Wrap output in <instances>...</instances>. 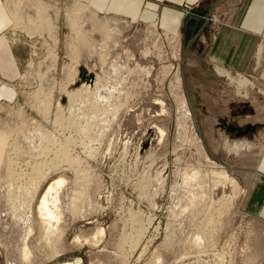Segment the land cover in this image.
Returning a JSON list of instances; mask_svg holds the SVG:
<instances>
[{
    "label": "rangeland",
    "instance_id": "obj_1",
    "mask_svg": "<svg viewBox=\"0 0 264 264\" xmlns=\"http://www.w3.org/2000/svg\"><path fill=\"white\" fill-rule=\"evenodd\" d=\"M21 1H10L14 6L17 3L16 9L20 16L24 12L32 13V8H36L35 4H38L36 0H26L28 4L25 0ZM39 1L45 3L47 8L50 5L49 9L55 11L54 17L57 15V26L54 28L56 43L52 46L47 45L42 34L34 32L35 34L29 35L27 31L14 27L7 10L9 0H0V30L7 37L12 56V65L1 68L0 72V135L4 139L7 137L8 143L14 140L0 154V162L2 158L6 160V164L8 161L12 162L11 165L0 163V179L5 183L3 176L13 168L21 173L18 182L14 181L13 184L12 181V187L9 185L7 190L4 187L0 190V201L8 199L7 202L2 201V204L0 202V264H7L10 260L13 264H27L17 258L15 248L23 239L22 235L27 228L25 226L32 223L34 231L31 236H27L26 242L32 251L31 257L38 258L41 262L37 260V264H61L76 259L81 264H264V214L259 213L264 207V183L258 189L250 188L257 173L261 172L257 169L252 182L247 183L253 170L251 168L255 163L258 164L264 150V123H259L264 122V94L259 89H264V86L258 84L256 77L251 74L230 70L232 74L255 83L254 87H250L248 82L246 89L238 92L226 76L215 72L216 66L229 70L225 62L220 63L214 59L209 62L208 67L203 63L194 64L196 55L185 40L186 29L179 31L180 36H176L177 32L161 28L157 22L156 29L149 26L155 22H130V28H120L122 31L119 35L114 36L113 30L107 27L98 36L99 32L96 34L94 30L97 29L96 22V27L92 28L93 23H89V19L88 22L80 19L78 28L81 30L77 28L75 31L65 23V15L71 14L73 7L84 6L86 10L92 9L99 17L113 15L110 17L117 18L121 26L122 20L126 19L117 14L98 12L89 3L79 0ZM28 8L32 12H27ZM185 8H190L187 12L193 9L188 6ZM42 12L49 16L50 12L47 13L46 9ZM83 28L89 32L86 33ZM149 31L154 32V35L148 34ZM144 32H147L145 37L142 36ZM106 34L108 37L105 39L103 35ZM89 35L95 39H91ZM173 35L179 37L175 38L180 41L179 48L170 39ZM109 38L111 42H108ZM113 38L117 42L114 43ZM101 39L105 41H99L101 44H98L97 40ZM90 41L98 43L90 44ZM260 43L263 49L264 39ZM115 55L124 60L122 65L118 63L122 68L119 73L113 71L114 66L118 67L114 65ZM1 56L0 60H4ZM100 56L102 58L98 60ZM76 60L87 63L86 66L98 73L102 85L96 92L93 90L92 94L82 92L70 108H66L63 96L60 98L63 100L62 105L58 107L56 100L61 95L63 83L68 81L69 71H73ZM251 61L254 63V57ZM176 67L181 73L182 89L189 103L194 130L207 157L235 179L238 187L244 191L243 194L240 192L236 195L237 189H233L235 187L229 182L219 183L216 177L205 171L198 177L200 186L197 184V190L194 187L196 192L185 183L181 184L183 171L205 169L188 130L177 132L176 129V106L171 84L174 83L172 78ZM198 70L206 71V74ZM84 74L87 75L85 71ZM130 75L131 78L127 79ZM131 79L135 83L131 84ZM215 89L217 91H213ZM159 128L163 129V135L154 140L153 145L149 146L146 140L148 138L142 141L145 135H153ZM235 128H242V131ZM223 135L225 138H222ZM38 136L49 138L43 140ZM27 140H32L33 143H28ZM238 141L248 143L250 148L228 151L230 145ZM145 142L147 146L142 148V143ZM61 144L67 147V150L64 148L68 156L76 157V160L73 158L75 161L72 162L61 161L57 169V166L54 168L55 159L51 157L59 151ZM47 148L48 152L45 151ZM8 151L10 155H7ZM35 171L47 173H38V176L43 174L46 178H42L43 175L37 177ZM59 176L66 180L59 190L62 219L58 224L61 233L57 239L53 236V241L47 242L41 229L38 230L39 219L33 212L34 202L30 203L32 206L26 204L24 208L22 200H25V193L16 188L27 184L25 181L32 178V181H27L30 186L28 189L35 186L38 196L48 182ZM0 183L5 185L1 181ZM15 183L17 186L14 188ZM13 189L16 190L11 193ZM4 196L12 197L9 199ZM72 198L78 204L76 208L66 204ZM14 199L17 202H13ZM17 203L22 207L15 209L13 206ZM9 204L16 210V214L9 211ZM28 213L31 214V221H24L30 215Z\"/></svg>",
    "mask_w": 264,
    "mask_h": 264
},
{
    "label": "bare ground",
    "instance_id": "obj_2",
    "mask_svg": "<svg viewBox=\"0 0 264 264\" xmlns=\"http://www.w3.org/2000/svg\"><path fill=\"white\" fill-rule=\"evenodd\" d=\"M12 2V0H9V2ZM14 1V0H13ZM21 1V0H20ZM27 1H29V0H27ZM27 1L25 0L24 2L26 3V4H28L27 3ZM32 1V0H31ZM35 1V0H34ZM33 1V2H34ZM233 1H235V0H233ZM232 1V2H233ZM8 3L9 5L7 6V10H8V12H9V15H11L10 17L13 19V22H14V27H17V28H20V29H23V31L25 30V31H27V33H29V35L30 34H32V33H34V32H38V33H40V34H42L43 35V37L45 38V40H46V42L48 43L47 45L49 46L50 44V46H52V44L54 43H56V35H55V29L54 28H56V26H57V18H56V16L54 17V10L53 11H51L50 9H49V7H50V5H49V7L47 8V6L45 5V3H43L42 1H39V0H36L35 2L36 3H38V4H35V6H36V8L35 7H33L32 9H33V12L30 10L31 8V3H33V2H29L30 4V9L28 10V9H26V10H28L27 12H32V13H28V14H30V15H28V14H26L25 12H24V15L22 16H20L19 14H18V9H16L17 7H16V5H17V3H16V5L14 6V3ZM22 2V1H21ZM34 2V3H35ZM20 3V2H19ZM18 3V5H20ZM23 3V2H22ZM74 3V2H73ZM77 3V2H76ZM78 4V3H77ZM80 5H82L81 4V2L79 3ZM6 5V4H5ZM74 5V4H73ZM73 5H72V7H73ZM22 6V5H21ZM20 6V8H22ZM27 6V5H26ZM74 6H76V5H74ZM6 7V6H5ZM19 7V6H18ZM25 7V6H24ZM72 7H71V9H72ZM27 8V7H26ZM51 8H53V7H51ZM69 8V7H68ZM74 8V11H73V9L72 10H70V12H71V14L69 13L68 15L66 14L65 15V19H64V21H65V23H67L68 25H70V27H72L75 31L77 30V28H78V21L80 20V19H82V21H84V20H86V21H84V22H88L87 20L89 19V21H91V22H89V23H93V25H94V22H96V26H97V29H94L95 31H96V34H98V32H99V34H98V36L99 35H101L100 33H102V32H104L103 31V29L104 28H106L107 29V27L110 29H112L113 30V32H112V30H111V32L113 33V35L115 36V35H119V34H121L120 32L122 31V29L120 30V28H123V29H125V28H130V26H131V24L129 25V23L130 22H128L127 20H122V24H123V26H121V24L118 22V19L117 18H115V17H110V16H113V15H110L109 17H104V16H102V17H99L98 16V14L97 13H95L94 11H89V10H86L87 8H85L84 6H76V7H73ZM47 10V13L48 12H50V13H48V15L49 16H47V15H43V14H45V13H43L42 11H44V10ZM23 10H25V9H23ZM56 10V9H55ZM21 11V10H20ZM57 11V10H56ZM69 12V11H68ZM94 14H93V13ZM22 13H23V11H22ZM40 13V14H39ZM43 13V14H42ZM57 14V13H56ZM91 14V15H90ZM95 15V17L93 16V15ZM109 15V14H108ZM31 16V17H30ZM45 16H47V17H45ZM51 16H53L52 18H51ZM114 16H116V15H114ZM120 18V17H119ZM84 19V20H83ZM37 21V22H36ZM121 21V20H120ZM158 24V23H157ZM13 25V24H12ZM82 25V24H81ZM80 25V27H82ZM90 25V24H89ZM91 26L92 28H94V27H96L95 25L94 26ZM149 26L151 27V28H153V29H156V22L155 23H152V24H149ZM84 27V26H83ZM91 28V29H92ZM146 28H149V27H146ZM79 29V28H78ZM105 29V30H106ZM79 30H81V29H79ZM78 30V31H79ZM82 30H85L84 28L82 29ZM93 30V29H92ZM22 31V30H21ZM20 31V32H21ZM74 31V32H75ZM86 31V30H85ZM95 31H94V33H95ZM109 31V30H108ZM80 32H82V31H80ZM87 32H89V31H86V33ZM139 32V31H138ZM154 32H155V30H154ZM154 32L153 33H150V31L148 32V34H152V36L154 35ZM26 33V34H27ZM85 33V32H84ZM107 33V32H106ZM108 33H110V31L108 32ZM145 33H147V32H144V34H142V36H144L145 35ZM8 34V33H7ZM35 34V33H34ZM75 34V33H74ZM78 35H79V33H77ZM76 34V35H77ZM89 34V33H88ZM92 35H93V33H91ZM105 34V33H104ZM140 34H141V32H140ZM12 35L14 36V33H12ZM78 35H77V37H78ZM81 35H83V34H81ZM110 36V38H111V34H109ZM180 36L179 35V31L176 33V36ZM16 36H19V35H16ZM86 36V35H85ZM88 36V35H87ZM90 37H91V39L93 38V40L95 39L94 37H92L91 35H89ZM103 36H105V39L108 37V35L106 34V35H103ZM146 36V35H145ZM144 36V37H145ZM159 36V35H158ZM166 36H167V34H166ZM175 35H173V37L171 36L170 37V39L171 40H173V43H174V45L175 46H178V48H179V44H180V41L179 40H175V38H179V37H176ZM101 37V36H100ZM99 37V38H100ZM117 37V36H116ZM52 38H54V39H52ZM80 38V37H79ZM82 38V37H81ZM86 38V37H85ZM98 38V39H99ZM110 38H109V40H108V42L110 41ZM115 38V37H114ZM113 38V39H114ZM112 39V40H113ZM118 40H119V37L117 38ZM19 40V39H18ZM156 40V39H155ZM158 40V39H157ZM166 40V39H165ZM174 40H175V42H174ZM98 42L99 41H101V42H104L102 39L101 40H97ZM96 41V43H95V41H94V43L95 44H97L98 42ZM114 41V43H115V39L113 40ZM183 41V40H182ZM71 42V41H70ZM80 42V41H79ZM85 42V41H84ZM111 42V41H110ZM117 42V41H116ZM119 42V41H118ZM128 42V41H127ZM153 42V41H152ZM68 43V42H67ZM88 43V42H87ZM92 42L90 41V44H91ZM94 43H92V44H94ZM113 43V44H114ZM83 44V43H82ZM86 44V43H85ZM98 44H101L100 42L98 43ZM105 44V43H104ZM109 43H107V45H108ZM117 44V43H116ZM67 45V44H66ZM79 45V44H78ZM150 45V44H149ZM73 46V45H72ZM87 46V45H86ZM126 46V45H125ZM152 46V45H151ZM82 47V46H81ZM108 47V46H107ZM50 48V47H49ZM71 48V47H70ZM99 48H100V46H99ZM103 48V47H102ZM113 48H115V46L113 47ZM154 48V47H153ZM52 49V48H51ZM75 49H76V47H75ZM85 49V48H84ZM72 50V49H71ZM102 51H103V49H101ZM101 50H100V53H103V52H101ZM85 51H88V49L86 50L85 49ZM127 51V50H126ZM153 51V50H152ZM261 51H262V47H261V45H259V47H258V54L259 53H261ZM83 52V51H82ZM89 52V51H88ZM105 53V52H104ZM126 53V52H125ZM151 53V52H150ZM180 53V52H179ZM72 54V53H71ZM80 54V53H79ZM97 54V53H96ZM108 54V53H107ZM117 54V53H116ZM123 54H124V51H123ZM129 54V53H128ZM143 54V53H142ZM81 55V54H80ZM84 55H86L85 54V52H84ZM90 55V54H89ZM101 55V54H100ZM127 55V54H126ZM79 56V55H78ZM178 56V55H177ZM74 57V56H73ZM86 57V56H85ZM94 57V56H93ZM97 57V56H96ZM114 57H116L115 59H116V61H115V64L114 65H118V67H113V65H112V67L115 69V70H113L114 72H118L119 73V70H121L122 68L121 67H119V64H121L122 65V61H123V63H124V60H122L121 59V57H117V55H115ZM158 57V56H157ZM174 57H176V56H174ZM81 58V57H80ZM100 58H102L101 56L98 58V60L100 59ZM178 58V57H177ZM48 59V58H47ZM72 59V58H71ZM127 59V58H126ZM179 59V58H178ZM49 60H52V59H49ZM113 60V59H112ZM41 62V61H40ZM100 62V61H99ZM45 63V62H44ZM76 64H74V69H73V71L71 72V71H69L70 73L68 74L69 76L67 77V80L68 81H64V87L62 86V84H61V86H62V88H63V90H61L62 92H60V96L57 98V100H56V105L58 106V107H60L62 104H61V102H63V100L62 99H60L61 97H65V99H66V102H65V106H66V108H70V107H72V105H73V103H74V101L75 100H77V97L79 98L80 97V95L82 94V92H84V91H86L87 93L88 92H93V90H95V92H96V89L98 88V87H100L102 84H101V81H100V78H99V74L98 73H94L91 69L92 68H90V67H88V66H86V64H84L82 61H77L76 60V62H75ZM119 63V64H118ZM40 64V63H39ZM113 64V63H112ZM120 65V66H121ZM62 66H63V64H62ZM92 66V65H91ZM178 66V65H177ZM73 67V66H72ZM93 67V66H92ZM124 67H125V65H124ZM129 67V66H128ZM137 67V66H136ZM65 68H66V66H65ZM133 68V67H132ZM95 69V68H94ZM167 69V68H166ZM81 70H83V71H85L86 73H87V75L85 76V78H81ZM151 70V69H150ZM112 71V70H111ZM126 71V70H125ZM132 71H133V69H132ZM141 71H143V70H141ZM170 71V70H169ZM128 72V71H127ZM127 72H126V74H127ZM134 72V71H133ZM137 72V71H136ZM148 72H150V71H148ZM215 72L218 74V75H220V76H222V75H224V76H226V78H228L229 79V81H230V83H232L233 85H234V87L237 89V91L239 92L240 91V89H243V90H245L246 89V87H247V85H248V82H249V80H247L246 78H243L242 76L240 77V75H234L235 73H233L232 74V72L230 71V70H225L224 68H222V67H219V66H216L215 67ZM123 73V72H122ZM135 73V72H134ZM174 74H173V82L174 83H171L172 84V90H173V99H174V102H175V106H176V125H177V127H176V129H177V132H180L181 130H184V129H187L188 130V132L190 133V135H189V137H190V140H192V142H193V144L195 145V148H196V150H197V154L198 155H200L201 157H202V159H203V163H204V169L205 170H201V169H189V170H185V171H183L181 174H182V176L183 177H181V178H183V182L181 183V184H183V183H185L186 184V186L187 187H189V188H192V190L194 189V187H195V189L196 188H198V186H200L198 183H200L199 182V179H198V177H199V175H200V173L202 172V171H205V172H208L209 174H211V176H213V177H216L217 179H218V181L217 180H215V181H217V182H223V183H225V182H229L233 187H235V188H233V189H237V191L235 192V194L236 195H238V194H240V192L243 194V192L244 191H242L239 187H238V185H237V183H236V181H235V179L234 178H232V177H230L228 174H227V172L221 167V166H219L217 163H215L213 160H210L208 157H207V155H206V153H205V150H204V148H203V146H202V143H201V141H200V139H199V137L197 136V134H196V132H195V130H194V126H193V123H192V118H191V112H190V110H189V103H188V101H187V98H186V96H185V94H184V90L182 89V80H181V76L179 75V70H178V67H176L175 68V71L173 72ZM44 74V73H43ZM42 74V75H43ZM46 74V73H45ZM104 74V73H103ZM137 74V73H136ZM142 74V73H141ZM181 74V73H180ZM91 76L90 78V80L88 79V77L87 76ZM111 75V74H110ZM120 75V74H119ZM129 75V74H128ZM146 75V74H145ZM108 76V75H107ZM115 76V75H114ZM147 76V75H146ZM240 78H239V77ZM141 77V76H140ZM126 78V77H125ZM130 79L131 78V75L130 76H128L127 77V79ZM107 79V78H106ZM105 79V80H106ZM134 79V78H133ZM112 80V79H111ZM120 80H121V78H120ZM133 81H135V80H133ZM132 79H131V81L129 80V82L132 84ZM123 82V81H122ZM125 82V81H124ZM129 82H127L128 84H130ZM133 83H135V82H133ZM250 83V87H254L255 86V83L254 82H252V81H250L249 82ZM126 84V83H125ZM124 84V85H125ZM105 86V85H104ZM127 86V85H126ZM108 87V86H107ZM170 87V86H169ZM40 88H42V87H40ZM61 88V89H62ZM99 89V88H98ZM103 90H104V88H102ZM259 89H261V92L264 94V89H262V88H259ZM107 90V89H106ZM260 91V90H259ZM85 92V93H86ZM100 92V91H99ZM37 93V92H36ZM109 93V92H108ZM33 94V93H32ZM38 94V93H37ZM58 94H59V92H58ZM92 94V93H91ZM101 94V93H100ZM31 95V94H30ZM36 95V94H35ZM88 95V94H87ZM86 95V96H87ZM90 95V94H89ZM88 95V96H89ZM110 94H108V96H109ZM100 96V95H99ZM111 96V95H110ZM94 97V96H93ZM100 98H102V97H100ZM50 99V98H49ZM49 99H48V101L47 102H49ZM118 99V98H117ZM39 100V99H38ZM91 100V99H90ZM93 100V99H92ZM42 101V100H41ZM94 101V100H93ZM102 101V100H101ZM116 101V100H115ZM37 102V101H36ZM46 102V103H47ZM76 102V101H75ZM90 102V101H89ZM155 102V101H154ZM43 103V102H42ZM84 103H85V101H84ZM115 103V102H114ZM118 103V102H117ZM162 103V102H161ZM160 103V104H161ZM110 104H112L113 105V103H110ZM163 104V103H162ZM44 107H43V106ZM41 105V107H43V108H45V105L44 104H42ZM48 105V104H47ZM93 105V104H92ZM120 105V104H119ZM122 105V104H121ZM79 106V105H78ZM83 106V105H82ZM96 106V105H95ZM111 106V105H110ZM49 106H46V108H48ZM92 107V106H91ZM107 107V106H106ZM114 107V106H113ZM37 108H39V107H37ZM50 108V107H49ZM64 108V107H63ZM79 108V107H78ZM119 108V107H118ZM21 109V108H20ZM42 109V108H41ZM90 109V108H89ZM92 109H94V108H92ZM108 109H110V107L108 108ZM115 109V108H114ZM43 110V109H42ZM41 110V112H43L44 111V113H46V111L45 110H43L42 111ZM47 110V109H46ZM64 110V109H63ZM48 111V110H47ZM68 111V110H67ZM20 112V111H19ZM39 112H40V110H39ZM58 112V111H57ZM89 112V111H88ZM103 112V111H102ZM165 112V111H164ZM48 113V112H47ZM56 113V112H55ZM63 113V112H62ZM87 113V112H86ZM85 113V114H86ZM98 113V112H97ZM99 113H101L100 111H99ZM116 113V112H115ZM110 114V113H109ZM19 115V114H18ZM21 115V114H20ZM24 115H25V113H24ZM42 115V114H41ZM47 115V114H46ZM102 115V114H101ZM16 116V115H15ZM98 116V115H97ZM104 116V115H103ZM108 116V115H107ZM19 117V116H18ZM47 117V116H46ZM57 117V116H56ZM61 117V116H60ZM93 117V116H92ZM99 117V116H98ZM105 117V116H104ZM21 118V117H20ZM64 118V117H63ZM97 118V117H96ZM33 119V118H32ZM45 120V119H44ZM62 120V119H61ZM102 120V119H101ZM105 120V119H104ZM103 120V121H104ZM112 120V119H111ZM110 120V121H111ZM1 121V120H0ZM46 121H48V120H46ZM108 121V120H107ZM34 122V121H33ZM49 122V121H48ZM47 122V123H48ZM55 122H57V121H55ZM54 122V123H55ZM105 122V121H104ZM1 123V122H0ZM14 123V122H13ZM70 123V122H69ZM24 124V123H23ZM39 124V123H38ZM37 124V125H38ZM52 125V124H51ZM175 125V126H176ZM13 126V125H12ZM40 126V125H39ZM39 126H37V127H39ZM54 126V125H53ZM22 128H23V126H21ZM9 128V127H8ZM17 128V127H16ZM12 129V128H11ZM34 129V128H33ZM36 129H38V128H36ZM45 129V128H44ZM237 131H242L241 129L242 128H235ZM4 131V130H3ZM11 131H13V130H11ZM22 131V130H21ZM42 131V130H41ZM48 131V130H47ZM17 132V131H16ZM36 132H40V131H36ZM36 132H35V134H36ZM21 133V132H20ZM42 133H44L43 131H42ZM10 134V133H9ZM25 134V133H24ZM47 134H49V133H47ZM11 135V134H10ZM38 135V134H37ZM44 136L46 135V133L45 134H43ZM51 135H52V133H51ZM162 135H163V129H157V131L155 132V134H149V135H145V137L143 138V142L144 141H148L147 143H149V146L152 144H154V140L156 141V139L158 138V137H162ZM16 136H17V134H16ZM41 136H42V134H41ZM28 137V136H27ZM27 137H25V140H26V138ZM39 138H41L40 136H38ZM37 137V138H38ZM47 138H49V136H46ZM224 137V135L222 136V138ZM36 138V137H35ZM43 138V137H42ZM41 138V139H42ZM47 138H43V140L44 139H47ZM51 138V137H50ZM146 138H148V139H146ZM225 138V137H224ZM20 139V138H19ZM30 139V138H29ZM56 139V138H55ZM146 139V140H145ZM38 140V139H37ZM48 140H50V139H48ZM160 140V139H159ZM158 140V141H159ZM244 140V139H243ZM14 141V140H13ZM12 141V142H13ZM28 141V140H27ZM34 141V140H33ZM51 141V140H50ZM67 141V140H66ZM157 141V142H158ZM227 141V140H226ZM11 141H9V143H10ZM11 142V143H12ZM25 142V141H24ZM29 142H32V140L31 141H28V143ZM35 142H36V140H35ZM38 142V141H37ZM36 142V143H37ZM39 142H40V140H39ZM47 142V141H46ZM49 142V141H48ZM8 143V140H7V137H6V139H4L3 137H1V135H0V154H3V152H2V150L3 149H5V147L7 146V145H10ZM33 143V142H32ZM66 143V142H65ZM147 143L145 142V143H142L143 145H142V148H145L146 146H147ZM26 144H27V142H26ZM38 144V143H37ZM49 144V143H48ZM54 145H56V143L54 142L53 143ZM14 145V144H13ZM58 145V144H57ZM64 145V144H63ZM252 145V144H251ZM29 146V145H28ZM34 146H35V144H34ZM37 146V145H36ZM38 146H40V144H38ZM44 146H45V144H44ZM61 146H62V144H61ZM16 147H19L18 145L16 146ZM16 147H15V149H16ZM46 147V146H45ZM53 147V146H52ZM51 147V148H52ZM64 147H66V146H62V147H59L58 149H59V151H56L57 153H55L54 154V157H51V158H53V159H55L54 161V164H55V166H54V168L57 166V169H58V166H59V164H61V163H59V162H61V161H69V162H72V161H75L76 160V157L73 159V158H71L70 156H68V153L66 152V150H67V147H66V150H65V148ZM10 148V147H9ZM43 148V147H42ZM42 148H40V149H42ZM246 148H250V145L248 144V143H246V142H235V143H233V144H231L230 145V147L228 148V151L229 150H232V151H234V152H236V151H238V150H241V149H246ZM29 149V148H28ZM38 149V148H37ZM55 149V148H54ZM71 149V148H70ZM7 150V149H6ZM17 150V149H16ZM16 150H13V151H16ZM44 150L45 149H43V152H44ZM48 148H47V150H45L46 152H48ZM11 151H12V149H11ZM20 150H18V152H19ZM42 151V150H41ZM51 152V151H50ZM10 152L8 151V153H7V155L9 154ZM51 154V153H50ZM10 155V154H9ZM14 155V154H13ZM18 156V155H17ZM31 156V155H30ZM32 157V156H31ZM6 158H9L8 156L6 157ZM46 158V157H45ZM18 159V158H17ZM49 159V158H48ZM9 160V159H8ZM11 160V159H10ZM46 160V159H45ZM6 161V160H5ZM4 160H3V158L1 159V164H3L4 162H5ZM19 161H20V157H19ZM26 161V160H25ZM47 161V160H46ZM48 161H51V160H48ZM11 162V161H10ZM9 161L7 162L8 164L10 163ZM12 163V162H11ZM11 163L9 164V165H11ZM17 163H18V161H17ZM33 163V162H32ZM36 163V162H35ZM48 163H50V162H48ZM4 164H6V163H4ZM8 164H6V165H8ZM14 164V163H13ZM37 164V163H36ZM35 164V165H36ZM41 164V163H40ZM5 165V166H6ZM19 165V164H18ZM46 165V164H45ZM44 165V166H45ZM13 166V165H12ZM43 166V165H42ZM13 167H15V166H13ZM21 167V166H20ZM20 167H19V169H20ZM27 167V166H26ZM39 167V166H38ZM60 167V166H59ZM252 167V166H251ZM5 168V167H4ZM42 168V167H41ZM49 168H51V167H49ZM257 168H258V165L255 163L254 164V167H252L251 169H253L252 170V172L250 173V175H249V178H247L248 179V181H247V183H251L252 182V178H253V176H254V172H256L257 173ZM6 169H8V167L6 166ZM14 169V168H13ZM12 169V170H13ZM18 169V170H19ZM37 169V168H36ZM1 170H5V169H1ZM9 171L8 172V170H7V174L5 175V176H3V177H5V178H3V177H1V178H3V179H6L5 181V183L2 181V179H0V181L2 182V184L4 183L5 185H1V183H0V190H2L1 188H3L4 187V190L7 188L8 189V187H10L11 186V183H12V181H13V184H14V181H16V182H18V179L21 177V173L20 172H18V171H15L16 169H14L13 171ZM22 170V169H21ZM42 170V169H41ZM45 170V169H44ZM179 170V169H178ZM178 170L176 171V172H178ZM24 171V170H23ZM5 172H6V170H5ZM5 172L3 173V174H5ZM33 172V171H32ZM31 172V173H32ZM36 173H37V177H39L38 176V171H35ZM48 172V171H47ZM55 172V171H54ZM175 172V173H176ZM24 173V172H23ZM29 173V172H28ZM40 173H43V172H40ZM39 173V174H40ZM46 173V172H45ZM27 174V173H26ZM44 174V173H43ZM43 174H41V176L43 175ZM47 174V173H46ZM46 174H44V175H46ZM42 176V178L43 177H45L46 178V176ZM1 176H2V174H1ZM20 176V177H19ZM23 176H24V174H23ZM28 176V175H27ZM40 176V177H41ZM25 177V176H24ZM36 177V176H35ZM39 177V178H40ZM41 178V180L43 181V179ZM44 178V179H45ZM27 179V178H26ZM29 179H31V181H32V178H29ZM29 179L27 180V181H29ZM20 180H22L23 181V179H20ZM35 179L33 178V181H34ZM37 180V179H36ZM38 180H40V179H38ZM37 180V181H38ZM182 180V179H181ZM27 181H25L27 184H28V182ZM65 178H63V177H61V176H59V177H57V178H55V179H52L50 182H48L47 183V185H46V187L45 188H43V190H42V192L40 193V194H38V196H37V188H36V190L34 189L35 188V186L33 185L34 183L35 184H37L35 181H34V183L33 184H31L32 186H34V187H32V188H30V189H28V187H30L29 185H27V184H25V185H16V183H15V185H13L14 186V188L17 186V190H21V191H24V196L23 195H21V196H23V197H25V200L23 199L22 201H19V203L20 202H22V204L24 205V208H25V206H26V204H27V206L31 203V202H34V210H33V212H34V215L39 219V222L38 221H36V222H38V230L39 229H41V233H43V238L47 241V242H50V240H52V238H56V237H58V236H60V233H61V228L59 227V224L58 223H60L59 221L62 219L61 218V207H60V191L59 190H61L60 188L62 187V186H64L63 184L65 183ZM20 182V181H19ZM21 183H24V182H21ZM40 183H41V181H40ZM216 183V182H215ZM218 183V184H219ZM197 184H198V186H197ZM10 185V186H9ZM185 186V185H184ZM197 186V187H196ZM222 186V185H221ZM12 187V186H11ZM37 187V186H36ZM39 187V186H38ZM6 189V190H7ZM16 189H13L12 191H11V193H13V191H15ZM32 189H33V191H32ZM194 189V190H195ZM197 190V189H196ZM196 190H195V192H196ZM234 190V191H235ZM20 191V192H21ZM32 191V192H31ZM78 192L80 191V190H77ZM84 191V190H83ZM7 192V191H6ZM20 192H18V193H20ZM30 194H29V193ZM76 192V191H75ZM81 192V191H80ZM79 192V193H80ZM195 192H193V194L195 193ZM73 193V192H72ZM85 193V192H84ZM6 194V193H5ZM75 194H77V193H75ZM74 194V195H75ZM241 194V195H242ZM1 195V194H0ZM3 195H4V193H3ZM12 195H14V194H12ZM20 195V194H19ZM74 195H72L73 197H74ZM9 196V195H8ZM77 196H78V194H77ZM196 196H197V194H196ZM244 196V195H243ZM5 197H7V196H4V198ZM12 197V196H11ZM11 197H7V198H11ZM17 197H18V194H17ZM79 197H80V195H79ZM81 197H83V196H81ZM16 198V197H15ZM74 198H76V197H74ZM74 198H72L71 200L69 199V201L66 203V204H68L71 208L72 207H74V208H76L75 206L76 205H78V204H75V200L73 201V199ZM6 199V198H5ZM1 200L0 202H1V204L5 201V202H7L8 201V199L7 200ZM21 199V197L20 198H18L17 199V201L18 200H20ZM77 199V198H76ZM79 199V198H78ZM81 199V198H80ZM3 201V202H2ZM12 201V200H11ZM16 200L14 199L13 200V202H15ZM16 201V202H17ZM10 202V201H9ZM8 202V203H9ZM13 202H10L11 204L13 203ZM8 203H6L7 205H8ZM19 203H17L16 204V206H13V207H16L15 209H17L18 207L20 208V207H22V205L21 204H19ZM77 203V202H76ZM6 204H4V205H6ZM10 205V204H9ZM13 205H15V204H13ZM31 205V204H30ZM80 205V204H79ZM11 206V207H10ZM9 207H10V210L9 211H11L12 210V214L14 215V213L16 214V210L14 211V208L12 207V205H10ZM32 206V205H31ZM3 207V206H2ZM5 207V206H4ZM67 208H69L68 206H66ZM81 207V206H80ZM13 208V209H12ZM30 208H28V210L30 209ZM73 208V209H74ZM79 208V207H78ZM82 209V208H81ZM1 210V209H0ZM20 210V209H19ZM22 210V209H21ZM24 210V209H23ZM31 211V210H30ZM17 212H18V210H17ZM72 212H73V210H72ZM78 212V211H77ZM31 213V212H30ZM30 213H28V214H30ZM73 213H75V212H73ZM80 213V212H79ZM18 214V213H17ZM32 214V213H31ZM31 214L30 215H28V216H26L25 217V220L24 221H26V220H28L29 221V216H31ZM77 214V213H76ZM23 215V214H22ZM80 215H82V214H79V216ZM25 216V215H24ZM75 216V215H74ZM78 216V215H77ZM11 217V216H10ZM20 217V216H19ZM18 217V218H19ZM14 218H16V217H14ZM22 219V218H21ZM21 219H20V221H21ZM13 221V220H12ZM16 221H18V219L16 220ZM30 221H31V219H30ZM34 221V220H33ZM22 222V221H21ZM63 222V221H62ZM23 223V222H22ZM12 224V223H11ZM26 224V223H25ZM28 224H29V222H28ZM33 224V223H32ZM31 224V225H32ZM35 224V223H34ZM9 225V224H8ZM24 225V224H23ZM22 225V226H23ZM31 225L30 226H25V228H26V230H24L25 231V233H24V235H22L23 237V239L20 241V243L17 245V247L15 248L16 250V256H17V258H19V260L20 261H26V263L27 264H37V260H38V258H36V259H34V258H32L31 257V249H29V245H28V243L26 242V238H27V236H29L30 234H31V232L32 231H34V230H32V228H31ZM14 226V225H13ZM6 227V226H5ZM10 227H12V226H10ZM21 227V226H20ZM25 228H23V229H25ZM34 228V227H33ZM6 229V228H5ZM4 229V230H5ZM13 229V228H12ZM67 229V228H66ZM17 230V229H16ZM20 230V229H19ZM63 230V229H62ZM18 231V230H17ZM16 231V232H17ZM43 231V232H42ZM4 232V231H3ZM12 232V231H11ZM21 234V233H20ZM23 234V233H22ZM33 234V233H32ZM18 235H19V232H18ZM31 236V235H30ZM54 236V237H53ZM18 238V237H17ZM29 238V237H28ZM60 238V237H59ZM40 239V238H39ZM57 239V238H56ZM61 239V238H60ZM59 239V240H60ZM43 240V239H42ZM44 241V240H43ZM53 241V240H52ZM58 243V242H57ZM34 244V243H33ZM32 244V245H33ZM36 244H37V242H36ZM32 245H30V246H32ZM49 245V244H48ZM52 245H53V243H52ZM47 246V245H46ZM58 246V245H57ZM55 247V246H54ZM36 249V248H35ZM58 248H56V250H57ZM38 250V249H37ZM36 250V251H37ZM45 250V249H44ZM6 251V250H5ZM11 251H13V250H11ZM53 251H55L54 249H53ZM7 252V251H6ZM5 252V253H6ZM55 253V252H54ZM45 254V253H44ZM43 254V255H44ZM50 254V253H49ZM46 256V255H45ZM48 257V256H47ZM15 259V258H14ZM39 261V260H38ZM40 262V261H39ZM14 263V262H13ZM12 262H11V260L10 261H8L7 262V264H13ZM16 263H18V262H16ZM41 263V262H40ZM39 263V264H40ZM61 264H81V261L79 260V259H76L75 261H73V262H69V261H66V262H63V263H61Z\"/></svg>",
    "mask_w": 264,
    "mask_h": 264
},
{
    "label": "crops",
    "instance_id": "obj_3",
    "mask_svg": "<svg viewBox=\"0 0 264 264\" xmlns=\"http://www.w3.org/2000/svg\"><path fill=\"white\" fill-rule=\"evenodd\" d=\"M79 1L89 3L98 12L117 14L131 23L157 22L161 28L172 32L186 29L185 40L196 55L194 64L203 63L208 67L214 59L223 61L232 72L251 74L264 86V47L257 56L264 39V0H228V3L226 0ZM185 6L201 10L204 16L185 25L184 16L190 9ZM6 38L0 30V55L4 58L0 60V72L1 68L12 65ZM201 73L206 74V71ZM257 165L261 173H257L250 188L258 189L264 183V150ZM259 213L264 214V207Z\"/></svg>",
    "mask_w": 264,
    "mask_h": 264
},
{
    "label": "water",
    "instance_id": "obj_4",
    "mask_svg": "<svg viewBox=\"0 0 264 264\" xmlns=\"http://www.w3.org/2000/svg\"><path fill=\"white\" fill-rule=\"evenodd\" d=\"M204 16V13L200 10H195L192 9L189 12H187L184 16V24L186 25L187 22H189L190 20H200L202 17ZM81 77L85 78V74L84 71L81 70ZM88 78H90V76H87Z\"/></svg>",
    "mask_w": 264,
    "mask_h": 264
}]
</instances>
